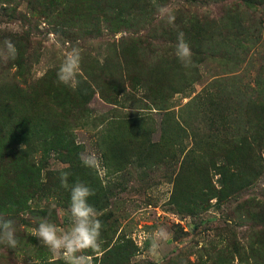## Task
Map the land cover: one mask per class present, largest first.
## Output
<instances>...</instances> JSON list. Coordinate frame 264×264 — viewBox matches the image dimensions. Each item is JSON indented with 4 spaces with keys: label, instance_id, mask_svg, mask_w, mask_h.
<instances>
[{
    "label": "rangeland",
    "instance_id": "374dc122",
    "mask_svg": "<svg viewBox=\"0 0 264 264\" xmlns=\"http://www.w3.org/2000/svg\"><path fill=\"white\" fill-rule=\"evenodd\" d=\"M247 1L0 0V49L18 50L0 58V221L18 240L0 264H65L33 234L69 226L64 172L95 193L92 264H264V0ZM73 47L75 87L56 75Z\"/></svg>",
    "mask_w": 264,
    "mask_h": 264
},
{
    "label": "clouds",
    "instance_id": "9594fccd",
    "mask_svg": "<svg viewBox=\"0 0 264 264\" xmlns=\"http://www.w3.org/2000/svg\"><path fill=\"white\" fill-rule=\"evenodd\" d=\"M161 11L165 10L161 9ZM175 19L174 15L168 13L166 22L172 26ZM3 43L4 48L0 49V58L15 59L18 54L15 44L10 40H5ZM174 54L183 67H197L183 32H179L177 35ZM81 60L82 53L78 47H73L67 52L56 73L58 82L75 87L78 83L76 77L80 72ZM79 158L86 168L96 170L100 167V161L94 152H82L79 154ZM69 175L68 172H64L60 176L61 187L70 191L69 226L61 228L43 220L37 228L33 229V234L42 246L46 247L52 255L62 258L65 264H92L93 256L86 253L91 252L99 255L102 243L100 213L89 203V198L95 193L82 182L77 181L74 184H69ZM143 235L144 239L151 241L153 251L158 250L160 241L167 238V232L163 228L157 229L154 234L145 233ZM0 245L11 249L18 246L12 220L0 221Z\"/></svg>",
    "mask_w": 264,
    "mask_h": 264
},
{
    "label": "trees",
    "instance_id": "16d2710c",
    "mask_svg": "<svg viewBox=\"0 0 264 264\" xmlns=\"http://www.w3.org/2000/svg\"><path fill=\"white\" fill-rule=\"evenodd\" d=\"M242 3L245 4V5H247L246 3H248V1H247V0H242ZM202 29H203V32H202V38H203V37H204V38H207V37L210 38V37L213 36L210 27H208V26H204ZM202 41H203V40H202ZM200 42H201V41H200ZM200 42H199V46H200ZM202 43H203V45H204V42H202Z\"/></svg>",
    "mask_w": 264,
    "mask_h": 264
}]
</instances>
